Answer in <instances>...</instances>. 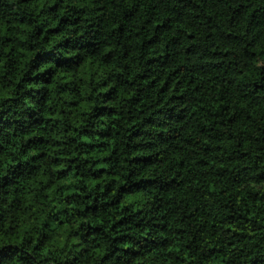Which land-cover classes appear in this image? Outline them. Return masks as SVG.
Returning <instances> with one entry per match:
<instances>
[{
    "label": "clouds",
    "instance_id": "9594fccd",
    "mask_svg": "<svg viewBox=\"0 0 264 264\" xmlns=\"http://www.w3.org/2000/svg\"><path fill=\"white\" fill-rule=\"evenodd\" d=\"M0 264H264V0H0Z\"/></svg>",
    "mask_w": 264,
    "mask_h": 264
}]
</instances>
